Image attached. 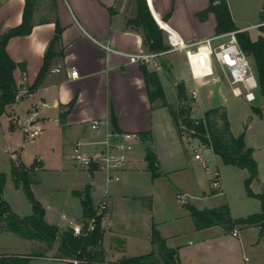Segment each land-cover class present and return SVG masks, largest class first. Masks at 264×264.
<instances>
[{"label": "crops", "instance_id": "0c3cea01", "mask_svg": "<svg viewBox=\"0 0 264 264\" xmlns=\"http://www.w3.org/2000/svg\"><path fill=\"white\" fill-rule=\"evenodd\" d=\"M147 1L154 21L160 20L165 23L164 31L170 29L187 44L230 33L217 32V21L213 12H209L204 19L198 17L199 13L210 6V0ZM225 1L233 25L237 29L234 32H247L252 41L259 36L264 38V21L250 27L238 25L228 1ZM126 2L127 0H51V16L46 19H40L38 6H35L31 33L28 36L11 38L6 45L9 58L16 64L13 78L19 94L16 103L8 106L5 114L0 117V134L7 130L8 134L18 131L25 135V124L33 113L36 115L31 124L40 130L37 137L46 130L53 134L56 141L52 142L49 148L58 154L57 161L61 170L68 172L74 180L66 197L58 201L69 209L78 208L80 216L78 223H72L70 220L66 222L64 218L61 224L56 218H53V222H48L46 214L44 220L48 225L57 226L59 232L82 223V197L76 194L88 188L90 207L93 211H96L100 203H106V210L100 223L101 248L105 263L152 252L154 247L150 243V234L151 226L154 225L161 238L165 240L167 248L177 251L180 264H213L209 260L204 261L205 253L198 249V245L212 238L237 239L240 231L259 232V227H236L233 231L236 236H233V232L226 233L218 226L200 231L194 229L193 221L184 204L192 205L198 210L227 205L232 218L244 216L237 217L233 214L226 196L228 191L226 179L221 180L219 191L214 190L209 185L208 175L204 169L193 159V151L191 155H185L180 151V145L185 142L179 138L170 115V110L175 111L179 104L175 85L177 78L171 75L174 66L170 61L165 65L168 66V70L165 69L164 74L176 87L175 102H169L159 74L157 76L168 107H162L160 101L152 104L149 102L141 67L129 63L127 58L129 54L147 50L143 45L142 33L128 27V21L132 20L136 13L135 7H128ZM24 4L25 0H0V35L21 24ZM216 4L215 2L214 5ZM56 24L60 34L52 46V56L45 66V74L37 87L30 90L38 83L44 56L56 35ZM253 28L260 30L262 35L252 36L249 30ZM72 71H77V77L70 76ZM171 79L175 82L173 83ZM179 82L186 91L184 81ZM223 88L226 95L230 89L227 87V90L224 85ZM73 100L74 105L69 113L62 116L66 112V106ZM201 102L202 98H199L198 94L196 103L200 106ZM224 104L225 102H222L219 107H224L227 113ZM206 111L208 109H203L201 116L195 117L191 107L190 117L199 119ZM11 118L15 120L10 121ZM93 122L99 123L96 130L90 128ZM122 133H136L139 142L135 145L126 167L117 174V181L108 179L101 172L80 168L73 160L77 142L82 144L80 147L82 153L92 155L100 150L108 135ZM231 133L234 137L239 136L233 134L232 130ZM194 143L195 149L198 145ZM245 144L253 150L255 160L254 149L246 142ZM147 148L152 151L158 164L159 175L156 178H152L147 170L145 161ZM19 150L10 152L11 164L19 161L28 168L37 163L36 172L43 169L45 163L40 154H35L32 163L24 164L20 160L22 151ZM204 152L209 156V160L214 162L219 173L222 169L223 172L229 171L231 176H234L235 183L239 186L241 208L247 209V206L252 204L251 201L256 202L254 208L258 214L259 202L248 198L244 190V180L248 178V173L247 177L243 173L246 170L225 166L218 156L210 151ZM257 165L258 178L251 186L259 182L264 189V178L258 163ZM10 186L14 192H22L21 189L14 187L9 172L3 198L16 215L30 216L32 210L30 204L26 203L28 201H25V196L24 199L18 196L15 200L21 207V212L14 209L15 202L9 198L12 193L7 196ZM35 186L33 182L31 189L37 199L33 189ZM219 196L224 197L223 203L209 202L210 198ZM198 198L203 203L202 206L194 203L198 202ZM25 204L29 207L27 208ZM262 235L263 238L264 233ZM32 246L42 247L38 242H34ZM55 260L68 264L65 260Z\"/></svg>", "mask_w": 264, "mask_h": 264}, {"label": "trees", "instance_id": "16d2710c", "mask_svg": "<svg viewBox=\"0 0 264 264\" xmlns=\"http://www.w3.org/2000/svg\"><path fill=\"white\" fill-rule=\"evenodd\" d=\"M36 1L25 0L21 24L0 35V117L5 114L8 106L16 103L19 94V89L13 78L16 64L9 58L6 45L11 38L24 37L31 33L32 15ZM135 2L136 14L132 20L128 21V27L142 33L143 45L148 52L166 51L165 34L159 29L160 27L164 30L166 24L160 20L154 21L148 9L147 0H135ZM215 2L216 5H214ZM209 12H213L216 16L218 33L237 31L225 0H210V6L199 13L198 17L204 19ZM59 34L60 29L56 24V35L44 56V65L38 75V83L33 85L30 90L35 89L43 78L47 61L52 56V46ZM236 38L241 50L253 59L260 96L264 100V38L259 36L255 41H252L247 32H237ZM141 71L149 102L152 104L160 101L162 107H168L157 74L149 72L145 67H141ZM177 94L179 104L175 111L170 110V115L179 138L183 136L181 125L191 139L198 140L215 156H218L223 165L246 170L248 172V178L244 180L246 196L257 200L260 204L258 214L238 219L232 218L227 205L198 210L192 205L184 204V208L193 221L194 229L200 231L218 226L226 233H231L239 226H257L259 234L262 235L264 233V192L254 194L251 190L252 182L258 178V165L253 158V150L248 148L244 142V133L238 137L232 135L223 107L210 109L201 118L192 119L190 117L191 107L186 108L180 103L185 97L183 84L177 85ZM73 105L74 100L66 106V112L62 116L69 113ZM252 110L256 112L257 109L252 108ZM145 161L152 178H156L159 175V168L156 158L149 148L145 152ZM34 174V165L27 168L19 161H14L11 164L10 176L13 185L16 189L22 190L32 210L30 216L19 217L3 198L6 176L0 173V233H10L24 240L38 242L44 246V249L40 253L31 255H0V264H30L32 258H44L45 253L52 250L55 243H58L55 259L59 260L77 258L84 264H180L177 251L167 248L165 240L161 238L154 225L151 226L150 234V243L154 247L152 252L143 256L105 263L101 248L102 230L100 226L103 214L97 215L96 211L91 209L89 189L86 188L84 192L76 195L82 197L84 226L88 219L94 218L95 227L87 236L75 237L71 228L59 232L55 226L45 222L44 208L35 198L31 189Z\"/></svg>", "mask_w": 264, "mask_h": 264}, {"label": "rangeland", "instance_id": "374dc122", "mask_svg": "<svg viewBox=\"0 0 264 264\" xmlns=\"http://www.w3.org/2000/svg\"><path fill=\"white\" fill-rule=\"evenodd\" d=\"M227 1L238 25L250 27L264 21V0ZM126 3L128 7H135L136 2L135 0H127ZM36 5L38 6L37 9L39 10L40 19H46L51 16V0H37L35 6ZM159 29L163 31L161 28ZM169 31L171 30L169 29ZM249 32L252 36H255L256 34L262 35L260 30L257 28H253L249 30ZM249 58L254 68L253 59L250 56ZM163 61L165 65H167V61L173 63L174 68L171 71V75L174 78H177V82L175 84L176 86L180 83V80L184 81L187 90L185 91V97L180 103L186 108L192 107L193 115L195 117H200L201 111L203 109L209 110L216 108L221 106L222 102H225L224 106H226L227 109L226 115L229 124L231 125L230 130H232L233 134L235 135H241L245 132L244 141L248 144V146L254 149L255 161L259 164L261 168V175L264 178V108L257 105L263 99L260 96V89L258 88L257 92L259 96L258 103L255 105H249L245 103L242 98L233 97L226 84H222L223 81L216 84H210L211 82L202 85L196 84L199 98H202V102L200 106H198L197 103L190 104L188 99L189 93L193 89V83L190 79L189 71L183 54L178 52L167 54L163 57ZM165 69L168 70V66ZM159 77L169 102L174 103L176 99L175 85L170 82L164 72H160ZM223 85L228 90L226 95L224 94L225 92H223ZM203 96L206 98H203ZM252 108H256V112H254ZM14 120V118H11L10 121ZM180 129L183 132L181 140L185 142V144H183L184 146L180 145V151H183L185 155L192 154V151L196 145L194 142L197 143L199 148H204V146L200 144L198 140L191 139L189 134L186 133L181 125ZM55 141L56 139L49 130H46L41 136L37 137L36 140L34 139L31 141L27 140L26 136L18 131L12 132L10 134H8L7 130L4 132L2 131V134H0V173L4 174L6 177H9V170H11L10 152L12 150L18 151L19 148H21L19 150L22 151L20 160L23 161L24 164L27 162L32 163L35 154H40L44 159L43 161L45 165L43 166V169L36 172L38 169V164H34L36 173L33 176V181L35 182L36 186L33 189L41 206L44 208L48 222H53V218H56L57 222L61 224V220L64 218V220H67L66 222L70 220L72 223H78L80 216L78 208L73 210L71 208L69 209L67 206L62 204V202L59 203L58 201L60 198L66 197L67 192L74 180L73 177L68 174V172L61 170L57 161L58 154L53 153L49 148L52 145V142ZM190 141L192 142L189 144L186 143ZM202 155L205 159H210L205 152H203ZM208 166L209 168L216 167L212 160H209ZM243 173L247 177L248 172L245 171ZM220 179H226L228 184L226 196L235 216H244L245 218V215L249 216L256 214L254 208L256 202L251 201L253 205L251 204L247 206V209L243 210L241 208L242 202L239 197V186L236 185L234 176H231L229 171L223 172L221 169ZM208 180L209 185H211V177L209 175ZM251 188L255 193L264 192V189H262V185L259 182L253 184ZM21 193L22 192H14L11 186L9 190H7V196L11 194L9 198L11 197L15 202L14 209L16 211L18 210V212H21L22 209L16 204L15 200L18 199V196L24 199V195ZM209 202L221 204L224 202V197H212L210 198ZM194 203L197 206H202L203 204L199 201V198L198 202ZM28 204H25L27 208L29 207ZM46 208L48 210H46ZM83 221L84 220H82V222ZM55 227L57 228V226ZM262 236L263 235H260L257 230H243L239 232V237L237 239H208L201 245H198V249L205 253V257L203 258L204 261L209 260L213 264L217 262L220 264H264V237L262 238ZM34 242L21 239L18 236L10 233H2L0 234V255H24L40 253L41 250L44 249V246L40 248L39 246H32ZM57 245L58 243H55L53 249L45 253L44 258L31 259V264H66L54 259L55 255L57 254Z\"/></svg>", "mask_w": 264, "mask_h": 264}, {"label": "built area", "instance_id": "2783aa9c", "mask_svg": "<svg viewBox=\"0 0 264 264\" xmlns=\"http://www.w3.org/2000/svg\"><path fill=\"white\" fill-rule=\"evenodd\" d=\"M163 32H165L166 51H140L129 54L127 55L129 63L145 67L149 72L159 74L166 71L163 61L165 55L175 52L182 53L193 83V89L189 93L188 99L190 104L196 103L198 99L196 84L216 81H223L232 95L236 98H242L245 103L249 105L258 103L257 76L249 56L239 47L236 38L237 32L213 36L194 44L183 42L173 31L163 30ZM70 76L72 78L77 77V71H72ZM257 105L264 108V100L262 99ZM35 115L33 113L25 124L24 133L27 140L30 141L40 134L39 128L31 124V120ZM98 126V122H93L90 128L96 130ZM138 142L139 136L136 133L110 134L107 140L101 144L100 150L92 155L82 153L80 149L82 144L77 142L73 160L80 168L101 172L108 179L117 181V174L126 167L129 157L134 152L135 145ZM204 148H195L193 159L211 177V186L217 191L221 185L220 173L216 167L209 168V159H205L202 153L210 150ZM105 210L106 203L102 202L98 205L96 214H104ZM94 227L95 219L91 218L85 222V226L82 222L73 225L71 230L75 237H80L87 236L94 230ZM232 234L236 236L235 232ZM65 261L68 264H84L77 258Z\"/></svg>", "mask_w": 264, "mask_h": 264}, {"label": "water", "instance_id": "95a60500", "mask_svg": "<svg viewBox=\"0 0 264 264\" xmlns=\"http://www.w3.org/2000/svg\"><path fill=\"white\" fill-rule=\"evenodd\" d=\"M171 81L174 83L175 81H174V79H171Z\"/></svg>", "mask_w": 264, "mask_h": 264}]
</instances>
